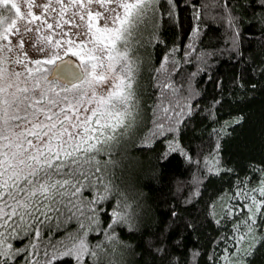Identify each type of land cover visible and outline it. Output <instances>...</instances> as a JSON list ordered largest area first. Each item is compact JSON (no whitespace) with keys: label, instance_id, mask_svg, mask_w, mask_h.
Wrapping results in <instances>:
<instances>
[{"label":"trees","instance_id":"obj_1","mask_svg":"<svg viewBox=\"0 0 264 264\" xmlns=\"http://www.w3.org/2000/svg\"><path fill=\"white\" fill-rule=\"evenodd\" d=\"M173 3L175 14L169 16L168 0H158L155 14L148 12L132 38L130 55L139 64V116L111 152L100 157L112 161V193L96 206L101 229L118 204L127 206L128 215L126 222L114 226L115 240H106L103 231L89 232L90 247L103 248L95 264H225L224 257L233 252L235 226L246 231L241 222L249 216L244 196L237 193L264 187V0ZM165 55L170 82L179 90V104L167 115L180 123L176 131L161 136L153 135V121L164 119L155 69ZM174 137L191 159L179 153L164 158ZM217 151L220 170L210 173L204 161ZM92 195L84 193L88 199ZM77 227L75 221L67 225L68 231ZM64 235L61 228L55 239ZM251 235L264 237L260 213ZM27 244L16 241L14 247ZM243 258L245 264H264V242ZM15 264H26L25 257ZM64 264L74 261L65 258ZM84 264H94L93 259L85 257Z\"/></svg>","mask_w":264,"mask_h":264},{"label":"snow or ice","instance_id":"obj_2","mask_svg":"<svg viewBox=\"0 0 264 264\" xmlns=\"http://www.w3.org/2000/svg\"><path fill=\"white\" fill-rule=\"evenodd\" d=\"M157 3L45 0L37 4L27 0L29 10L20 17L26 21L21 33L16 19L19 7L11 0H0V264H15L21 256L26 264H64L65 258L84 264L85 257H91L95 264L103 248L100 244L90 247L89 232L103 231L106 240L116 239L114 226L126 222L127 206L118 204L107 227L100 228L96 206L112 193L108 179L112 161L100 157L111 152L139 116L135 87L139 64L130 55L132 38L148 12L155 14ZM168 3V14L174 16L175 4L173 0ZM33 8H39L40 14L35 15ZM195 18H200L199 10ZM228 23L233 26L234 18ZM65 25L71 27L65 31ZM42 30L47 34L40 38L38 51L48 52V56L33 60L24 51V36ZM197 34L194 29L193 35ZM10 36L19 39L13 44ZM168 63L169 55H165L155 69L164 119L153 121V135L174 132L180 123L167 115L179 104V90L170 82ZM171 63L174 68L176 62ZM166 90L170 91L166 94ZM183 111L181 108L176 116ZM171 153L191 159L175 137L168 143L164 158ZM204 163L208 172H218V151ZM252 191L264 196V187ZM85 192L95 195L88 199ZM237 195L251 201L245 204L251 214L241 222L246 231L232 237L236 248L231 255L250 258L264 237H252V248L244 252L240 245L253 233L256 214L264 218V201L244 192ZM73 221L78 227L68 231L67 225ZM61 228L65 235L57 240L55 233ZM235 231H241V225H236ZM23 240L28 244L14 247V242Z\"/></svg>","mask_w":264,"mask_h":264},{"label":"rangeland","instance_id":"obj_3","mask_svg":"<svg viewBox=\"0 0 264 264\" xmlns=\"http://www.w3.org/2000/svg\"><path fill=\"white\" fill-rule=\"evenodd\" d=\"M11 2L16 3L20 9V13L16 17L17 27L19 28L20 32L23 33L26 21H25V19H21L20 17H23L27 13V11L29 10L28 6H27V0H11ZM44 2H45V0H36L37 4H42ZM97 7L98 6L93 5L94 9H97ZM32 11L35 15L40 14L39 8H33ZM49 15L50 16L54 15V13H49ZM49 22H51V20ZM38 24H39V22H36V25H38ZM36 25H30V27H35ZM70 27H71V25H65L64 30L67 31ZM57 31H59V30H57ZM74 31H75V29H73V32ZM81 31H82V29H81ZM45 34H47V30H42L40 33L29 32L26 36H24V40H25L24 51L27 52L29 57L34 58V59H36V58L42 59V58H46L48 56V52L41 53L38 51V44L40 42V38ZM70 35H71V33H70ZM10 39L12 40V43L15 44L17 42V40L19 39V37L18 36H10ZM32 41H36V44H33ZM59 52L61 55H63V49H60ZM69 55H71V53H69ZM7 66L14 67L15 65H7ZM252 190H253V188L250 190H247L246 193H248L250 195H254L256 197V200L259 202L260 201L259 192L258 191L253 192ZM244 199H245V196H244ZM244 204H251V201L245 199ZM250 214L251 213L249 212L248 215H250ZM240 234H241V232H238L235 236H239ZM252 237H253V235L249 236L248 238L245 239V241H243L241 243V245H240L241 252H244L250 246L251 242L253 241ZM235 248H236V246L234 243L233 251L235 250ZM231 253L224 257L225 264H229V261H231V264H245L244 258L242 255L238 254L236 256H232Z\"/></svg>","mask_w":264,"mask_h":264},{"label":"water","instance_id":"obj_4","mask_svg":"<svg viewBox=\"0 0 264 264\" xmlns=\"http://www.w3.org/2000/svg\"><path fill=\"white\" fill-rule=\"evenodd\" d=\"M69 56H71V55H69ZM69 57H64V59H68ZM73 59H76V58H73Z\"/></svg>","mask_w":264,"mask_h":264}]
</instances>
